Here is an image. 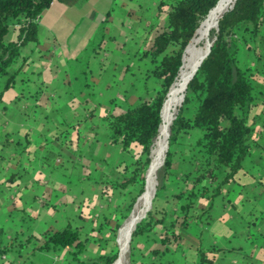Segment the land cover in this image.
<instances>
[{"label": "crops", "instance_id": "crops-1", "mask_svg": "<svg viewBox=\"0 0 264 264\" xmlns=\"http://www.w3.org/2000/svg\"><path fill=\"white\" fill-rule=\"evenodd\" d=\"M98 4L99 0H90L89 6H84H88L87 10L64 8L50 28L39 24L38 34L42 32V38L38 36L35 48L26 45L21 49L25 63L14 86L4 93L0 102L3 244L14 238L24 242L28 235L40 236L47 230H61L67 225L79 228L81 234L90 230L88 235L93 237L100 221L107 218V201L99 182H113L122 174V166L129 163L127 157L118 159L128 154L109 143L102 119L108 112L124 113L148 98L149 93L146 82L141 87L134 86L137 81L134 72L128 82L130 88L118 89L117 82L122 83L123 76L121 80H112L118 67L114 61L118 57L101 55L100 46L99 52L94 50V55L82 60L91 27H97L103 16L96 9ZM61 20H65L67 31L59 41L56 31ZM165 23L164 16L158 27ZM17 34L11 31L8 41L16 40ZM93 70L97 73L96 79ZM4 80L0 78V88ZM93 82L105 96L89 91ZM260 89L263 98L264 88ZM113 92L116 95L111 96ZM97 97L106 98L105 102L102 104ZM259 102L252 109V116L263 112L264 105ZM199 136L198 131H190L184 135V143H193ZM255 139L257 146L249 150L237 182L224 187L216 199L209 224L190 223L186 229L179 230L184 239L168 248L156 236V239L143 236L133 264H196L199 247L233 249L210 253L216 264H264V132L257 131ZM114 153L117 155L112 158ZM185 166V162L176 160L173 175L180 177ZM104 167L112 176L102 171ZM116 195L117 190H113L110 198ZM197 203L200 207L206 206L205 200ZM176 209L177 204L170 202L166 205L167 215ZM87 244L82 258L97 257L100 244L94 240ZM32 248L29 242L9 250L0 255V264L72 263L66 250L33 252ZM154 249L159 254H152ZM163 249L167 250L161 252Z\"/></svg>", "mask_w": 264, "mask_h": 264}, {"label": "trees", "instance_id": "trees-1", "mask_svg": "<svg viewBox=\"0 0 264 264\" xmlns=\"http://www.w3.org/2000/svg\"><path fill=\"white\" fill-rule=\"evenodd\" d=\"M85 1L0 0V78H5L0 88V102L4 93L14 86L16 76L25 63L21 49L28 43H38V26L43 14L57 10L59 15L62 9L81 6ZM223 1L174 0L166 11L165 25L155 30L143 54L151 63L147 75H152L156 80L153 96L142 99L124 113L108 112L103 116L109 143L130 156L129 163L122 166L119 177L113 182H99L104 183L102 196L108 198L113 190H117L121 203L125 205V211L119 213V221L129 217L138 202L136 199L146 193L150 169L147 170L152 164V157L150 159L149 156L162 124V105L165 106L163 102H167L177 82L183 66L184 50ZM13 30L18 32L16 40L5 41L4 38ZM212 40L209 53L189 82L182 106L172 122L168 153L162 173L157 176L158 184L151 211L137 222V228L131 234L129 264L136 261L133 241L138 235L148 238L156 236L160 244L168 248L178 245L184 239L179 230L186 229L190 223L208 225L222 189L237 182V175L242 170L249 150L257 146L256 132H264V109L260 115L251 114L257 105L252 68L240 67L237 59L239 46L253 49L257 58L261 57L257 49L264 51V0H235L232 9L218 20L217 29L210 33ZM11 69L13 72H10ZM190 101L194 102L193 109L190 114L184 115L183 109ZM260 104L264 105V97ZM190 131H198L200 136L193 143L180 144L178 160L185 162L186 166L178 177L172 173V146L179 144V136ZM162 179L175 188L165 201L166 205L172 201L177 204V211L170 216L167 215L166 205L160 208L156 205L159 190L165 188L161 184ZM178 186L181 188L176 191ZM201 199L206 201L205 207L198 205ZM103 221L104 224H100L95 232L100 233L106 229L111 234L109 240L83 237L79 228L67 225L61 230H47L40 236L28 235L24 242L14 238L3 244V231L0 229V255L32 242L33 252L66 250L71 264H115L122 250L120 237L118 234L117 247V229L110 227L108 218ZM91 240L98 242L101 247L104 245L102 248L105 251L93 259H83L87 243ZM232 251L199 247L196 249V264H216L214 258H210V253ZM152 254H159V250H152Z\"/></svg>", "mask_w": 264, "mask_h": 264}, {"label": "rangeland", "instance_id": "rangeland-1", "mask_svg": "<svg viewBox=\"0 0 264 264\" xmlns=\"http://www.w3.org/2000/svg\"><path fill=\"white\" fill-rule=\"evenodd\" d=\"M160 1H164V4L161 5L162 7L159 6ZM171 2L173 1L172 0H109V1L99 0V4L97 5L96 9L98 11L100 10L103 13V16L99 20L97 27H94V26L91 27L90 41L86 45L85 50H83L81 53L82 60L86 61L89 55H94V50H98L100 46L101 55L118 57L117 58L118 60L114 61L117 63V66H118L115 72V78L112 77V80L114 81L115 79H119L120 76H123L122 83L117 82L118 89H120L121 87L122 88L124 87L125 89L130 88V85H129L131 81L130 78L132 76V72H134L133 76L137 78L136 82L134 80L135 82L134 86L141 87L143 85V82H146L145 85L147 86V90H148L147 92L149 93L148 96L149 97L153 96L154 88L156 87V80L152 75H147V69L150 67L151 63H150L149 58L143 56V54H144V51L149 47L151 40L154 36L155 30L161 24V20H163L164 16L166 20V11L169 9L170 4H172ZM107 3H109L108 4L109 8L107 7L108 6ZM88 4H90V0H86L84 4L81 6H73V7H75L76 9L77 8L82 9L85 5H88ZM88 6L86 8L84 7L83 9H86V10L89 9ZM157 7H159L160 9ZM108 11H109V14L107 13ZM80 12H83V10ZM58 18H59V15H57V10L55 12L53 10L50 12H45L43 14V19L40 25L43 26V24H45L49 26L50 28V25H53L52 21H56ZM65 18L68 19L69 17L66 16ZM64 21L65 20H61L60 24L57 26V31L55 30L56 32H58L57 33L58 40L61 39L62 37H65V33L67 31V28L64 25ZM43 30L46 32L45 28ZM41 31L42 29L40 30V32ZM38 36L41 39L42 32L39 33ZM4 40L5 41L9 40L8 35L4 38ZM27 46L29 47L31 46L32 48H35L36 44L28 43ZM202 46L197 45L196 49H200ZM257 50L261 52L260 58H257L255 56L256 54L253 51V49H248L247 46L245 48L239 46V51L237 53V59H238V63L240 67L252 68V73L254 74L253 86L255 88L254 89L255 102L257 101L261 102L263 98L261 95L260 87L264 88V51L261 48H258ZM185 56H186V52H185L184 58ZM126 68H128V70ZM96 74L97 73L95 72V70H93L94 79L98 78ZM91 79L92 78L89 77V80ZM91 84L92 86L90 87V90H89L90 92H95V94L97 95L101 94V96L102 95L105 96V92L100 93L99 92L100 90L98 91L99 89L98 84L95 83L96 84L95 85L94 82ZM113 94H115V92H113L111 96H113ZM105 99L106 98L97 97V100L102 102V104L103 102H105ZM193 106H194V102L190 101L183 109L184 115L190 114L193 109ZM184 139H185L184 136L182 135L179 136L177 140L179 144L172 146L173 152H172L171 158L174 163L176 160H178V156H179L178 151L180 150V147H181L180 144L184 142ZM115 147L118 150V147L117 146ZM116 155H117L116 153L112 154V158L113 156L116 157ZM126 157L130 161L129 155L123 156V158H118V159L119 160L126 159ZM164 160H165V157L162 161V165L159 170V175L162 173ZM102 171L109 175L108 170L105 169V167ZM105 182H108V181L106 180ZM104 183L102 184L100 183L102 187H104ZM161 184L164 185L165 188L160 189L157 195L156 205L159 208L166 205L165 201L167 197L169 196L171 190L174 188V185L172 186L170 182L163 180V179L161 180ZM146 185H147V180H146ZM116 196H114L115 198L113 196L112 198L110 197L106 198L107 204L105 205V209H106L105 213H107V218L108 220H110V227H115L117 229L115 243H116V246L118 247L117 236L119 234V237H120L119 239L122 245L124 224L131 217L134 209L132 208L133 210H131L132 211L130 212L131 214L129 213L130 214L128 215L129 217L125 219L126 221L124 220L125 222L119 221V218H120L119 213L125 211V205L121 203L122 201L121 198L119 196L117 197ZM142 197L143 196H141L138 199L136 206ZM119 203L121 205L120 210H119V205H118ZM107 209H110V210H107ZM144 216L142 217L141 220H143ZM100 223L104 224L103 219L100 221ZM102 232L100 233L93 232L92 236L94 238H106L108 240L111 238V234L109 233V231L106 230L103 233ZM89 233H90V230H89ZM89 233L87 231L86 233H83L82 236L83 237L87 236ZM143 236L144 235H138L134 238L133 246H134L135 252H138L137 248L139 247V244L141 243ZM103 246L104 245H102V247ZM102 247L99 248V254L105 251ZM118 249L119 248H117V250ZM122 253H123V246H122L119 259L121 258ZM119 259L117 260V262L119 261ZM127 259H128L127 264H129V252H128ZM117 262H115V264H117Z\"/></svg>", "mask_w": 264, "mask_h": 264}, {"label": "bare ground", "instance_id": "bare-ground-1", "mask_svg": "<svg viewBox=\"0 0 264 264\" xmlns=\"http://www.w3.org/2000/svg\"><path fill=\"white\" fill-rule=\"evenodd\" d=\"M235 0H224L209 16L207 21L202 25V27L196 33L195 39L190 42L186 48V56L183 62V66L179 73L176 84L172 88L170 95L163 111V119L161 127H159V132L157 139L152 148V154H150V159L152 157L151 168L149 166L147 172L150 169L148 179H147V189L145 195L141 198L139 203L134 205L133 213L131 217L124 224V231L122 236V246L123 253L117 264H127V257L129 252V243L131 234L135 231L137 222L142 219V217L147 214L151 207V202L154 197V193L157 186V176L162 165V161L168 150V141L171 137V125L178 113L179 108L182 106L184 94L186 92L187 86L191 81L193 75L197 71L199 65L208 55V51L211 46L210 33L217 29L218 20L221 16L230 9L231 5ZM197 45H203L200 49H196ZM185 55V54H184ZM168 96V94H167ZM166 101V100H165ZM163 110V108H162ZM162 117V112H161ZM168 153V152H167ZM147 175V173H146ZM146 178V176H145ZM140 197L137 198V201ZM136 201V202H137ZM136 204V203H135ZM117 261V260H116Z\"/></svg>", "mask_w": 264, "mask_h": 264}, {"label": "water", "instance_id": "water-1", "mask_svg": "<svg viewBox=\"0 0 264 264\" xmlns=\"http://www.w3.org/2000/svg\"><path fill=\"white\" fill-rule=\"evenodd\" d=\"M232 7H233V4L231 5L230 9H232ZM227 11H228V10H227ZM227 11H226V12H227ZM190 42H191V41H190ZM212 44H213V40H212V42H211V45H212ZM188 45H189V44H188ZM187 47H188V46H187ZM187 47H186V48H187ZM210 47H211V46H210ZM184 52H185V50H184ZM208 53H209V51H208ZM193 76H194V75H193ZM192 78H193V77H192ZM171 86H172V85H171ZM169 89H170V88H169ZM167 94H168V92H167ZM167 94H166V96H167ZM164 101H165V100H164ZM163 103H164V102H163ZM162 106H163V105H162ZM160 112H161V110H160ZM154 195H155V193H154ZM153 198H154V197H153ZM136 200H137V199H136ZM152 200H153V199H152ZM150 210H151V208L149 209V211H148L147 213H149ZM145 216H146V215H145ZM145 216H144V218H145ZM144 218H143V219H144Z\"/></svg>", "mask_w": 264, "mask_h": 264}]
</instances>
